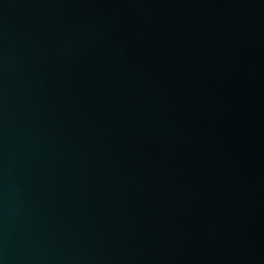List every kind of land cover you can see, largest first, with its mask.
Instances as JSON below:
<instances>
[{"label":"water","instance_id":"1","mask_svg":"<svg viewBox=\"0 0 264 264\" xmlns=\"http://www.w3.org/2000/svg\"><path fill=\"white\" fill-rule=\"evenodd\" d=\"M0 264H264V0H0Z\"/></svg>","mask_w":264,"mask_h":264}]
</instances>
